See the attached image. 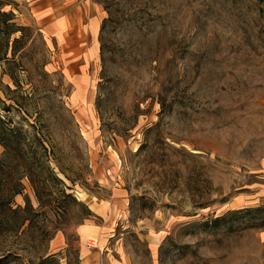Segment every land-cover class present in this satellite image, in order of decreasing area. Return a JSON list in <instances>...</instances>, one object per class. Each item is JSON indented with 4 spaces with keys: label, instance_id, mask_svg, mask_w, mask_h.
<instances>
[{
    "label": "rangeland",
    "instance_id": "obj_1",
    "mask_svg": "<svg viewBox=\"0 0 264 264\" xmlns=\"http://www.w3.org/2000/svg\"><path fill=\"white\" fill-rule=\"evenodd\" d=\"M47 2L0 0V264H264V0Z\"/></svg>",
    "mask_w": 264,
    "mask_h": 264
},
{
    "label": "crops",
    "instance_id": "obj_2",
    "mask_svg": "<svg viewBox=\"0 0 264 264\" xmlns=\"http://www.w3.org/2000/svg\"><path fill=\"white\" fill-rule=\"evenodd\" d=\"M55 1H57V3ZM67 1L68 0H48V15L51 16V10L58 9L57 7L60 6L63 7ZM81 6L83 5L79 4L68 14L60 12V14L56 16L55 19H51L49 25H47L52 33H56L61 37L63 44H68L67 49L74 58L86 57L93 54L92 50L96 48L97 44L95 45V42L100 30L98 14L93 11L88 18H84L80 13H77V8H81ZM71 14L75 17L74 20L70 18ZM81 18L83 21H80ZM71 42L72 44H70Z\"/></svg>",
    "mask_w": 264,
    "mask_h": 264
},
{
    "label": "trees",
    "instance_id": "obj_3",
    "mask_svg": "<svg viewBox=\"0 0 264 264\" xmlns=\"http://www.w3.org/2000/svg\"><path fill=\"white\" fill-rule=\"evenodd\" d=\"M5 118L6 116L0 114V144L5 148V152L12 153V151L17 148H20L22 146L27 147L28 143L26 144V142L22 141L23 137L21 136V133L18 132V129L15 127L7 126L5 124ZM35 137L39 141V138L37 136ZM34 189H35L36 195L40 196V190L38 186L34 185ZM18 192H21V189L15 190V193H18ZM20 207L17 206L16 208H13L12 204H10V209L14 212H18L19 209H21ZM246 211L255 212L257 214H260L262 211H264V205H260L257 207H250V208H247ZM224 217L225 215H222V216L216 217L215 220L219 221V220H222V218ZM0 226H3L1 221H0Z\"/></svg>",
    "mask_w": 264,
    "mask_h": 264
},
{
    "label": "built area",
    "instance_id": "obj_4",
    "mask_svg": "<svg viewBox=\"0 0 264 264\" xmlns=\"http://www.w3.org/2000/svg\"><path fill=\"white\" fill-rule=\"evenodd\" d=\"M88 245H89V246H91V244H90V243H88Z\"/></svg>",
    "mask_w": 264,
    "mask_h": 264
}]
</instances>
